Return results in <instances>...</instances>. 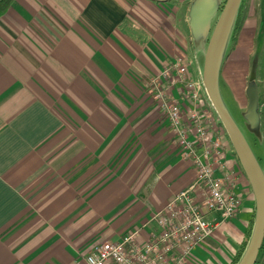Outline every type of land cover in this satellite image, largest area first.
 <instances>
[{"label": "crops", "instance_id": "1", "mask_svg": "<svg viewBox=\"0 0 264 264\" xmlns=\"http://www.w3.org/2000/svg\"><path fill=\"white\" fill-rule=\"evenodd\" d=\"M193 1L12 0L0 17V264H73L135 229L144 241L152 215L194 182L150 91L169 63L187 60L197 76L202 47L189 28ZM258 1L227 49L219 84L264 169ZM253 67L256 134L243 119ZM180 87L169 91L178 101ZM218 128L242 209L225 222L209 214L219 225L185 264H231L254 212L251 194H243L247 179Z\"/></svg>", "mask_w": 264, "mask_h": 264}, {"label": "built area", "instance_id": "2", "mask_svg": "<svg viewBox=\"0 0 264 264\" xmlns=\"http://www.w3.org/2000/svg\"><path fill=\"white\" fill-rule=\"evenodd\" d=\"M187 66L181 61L169 63L151 81L150 91L180 158L195 170L194 182L152 215L153 228L146 240L139 241L140 232L135 229L120 241L98 243L73 264H185L219 225L207 220L209 214L225 222L242 209L238 178L224 161L219 120L202 83L189 78ZM176 85L183 87L180 101L168 95ZM255 264H264V245Z\"/></svg>", "mask_w": 264, "mask_h": 264}, {"label": "water", "instance_id": "3", "mask_svg": "<svg viewBox=\"0 0 264 264\" xmlns=\"http://www.w3.org/2000/svg\"><path fill=\"white\" fill-rule=\"evenodd\" d=\"M2 0H0L1 2ZM167 3L172 0H150ZM243 0H194L189 10V28L195 44L202 47L201 83L207 100L217 116L250 186L255 214L245 249L236 264H255L264 243V169L244 133L234 121L219 87L222 63L230 45L232 31ZM217 19L212 26L214 18ZM255 67L247 87L248 108L243 115L248 132L257 133L258 99L254 83Z\"/></svg>", "mask_w": 264, "mask_h": 264}, {"label": "rangeland", "instance_id": "4", "mask_svg": "<svg viewBox=\"0 0 264 264\" xmlns=\"http://www.w3.org/2000/svg\"><path fill=\"white\" fill-rule=\"evenodd\" d=\"M221 1V4L223 3L224 0H220ZM243 10H242V17H243V22L244 20L247 18V16L249 14H251L252 12H257L259 10V1L257 0H243ZM217 16L218 14L216 15V17L214 18L213 22H212V26L214 25L216 19H217ZM201 53H202V50H201ZM202 58H199V60L197 61V65L196 67L198 68L197 69V76L195 77L194 75H192L191 71L189 70L188 66H190L188 63V66H187V69H188V75H189V78L194 81L195 83H201V71H199L200 68H202V61H203V53L201 54ZM187 62V60H182V62ZM183 62V63H184ZM186 64V63H185ZM195 67V68H196ZM152 80V78H151ZM219 87H220V84H219ZM180 89H183V87L181 86ZM221 92V95H222V98L224 99V102L226 103L234 121L236 122L237 126L240 128V130L244 133L247 141H249V138H248V133L245 131V125L243 124V122L241 121V118H240V115H238V112L234 109L233 107V104H232V100L231 98L229 97V95H227L222 89L220 90ZM168 95H170L172 98H174L173 96V92L171 91V93L169 92ZM175 99V98H174ZM189 107V106H187ZM211 111H213V109L211 108ZM213 115L215 117L216 120H218L217 116L215 115V113L213 112ZM250 142V141H249ZM250 144V143H249ZM255 150V149H253ZM256 152V151H255ZM246 179V178H245ZM248 183V182H247ZM249 185V184H248ZM244 198L247 197L248 195L251 194V197L254 201V198H253V195H252V192H251V189H250V186H248L247 188V191L244 193ZM254 203V202H253ZM254 212H253V217H254V214H255V205H254Z\"/></svg>", "mask_w": 264, "mask_h": 264}, {"label": "trees", "instance_id": "5", "mask_svg": "<svg viewBox=\"0 0 264 264\" xmlns=\"http://www.w3.org/2000/svg\"><path fill=\"white\" fill-rule=\"evenodd\" d=\"M11 2H12V0H2L0 2V17L5 14V12L7 11V9H8V7H9ZM243 2L244 1H242V3H241V6H240V9H239V12H238V16H237V19H236V22H235V25H234V28H233V31H232L230 44H233L235 42V39H236V37H237V35L239 33V30H240V27L242 25V21H243V17H242ZM219 126H221L220 123H219ZM253 219H254V217L252 216V219H251L250 224H249V229H248V232H247V235H246V239L241 244V246H240L238 252L236 253L233 261L231 262V264H236L238 262L239 258L241 257V255H242V253H243V251L245 249V246L247 244V241H248L250 233H251ZM263 245H264V243H263ZM262 248H263V246H262Z\"/></svg>", "mask_w": 264, "mask_h": 264}]
</instances>
